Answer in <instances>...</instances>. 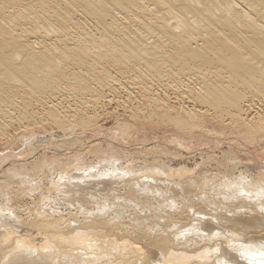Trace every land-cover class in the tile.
<instances>
[{
  "label": "bare ground",
  "instance_id": "6f19581e",
  "mask_svg": "<svg viewBox=\"0 0 264 264\" xmlns=\"http://www.w3.org/2000/svg\"><path fill=\"white\" fill-rule=\"evenodd\" d=\"M178 75L187 82L178 84ZM155 85L192 89L195 102L214 113L241 114L247 95L264 102V0H0V112L64 91L77 100L123 87L147 94ZM179 118L174 123L186 126L189 117ZM24 171L17 183L32 187L33 173ZM124 171L128 177L101 180L78 173L58 186L55 176L56 187L28 207H0V264H264L263 186L234 178L225 191L222 182L204 187L187 173Z\"/></svg>",
  "mask_w": 264,
  "mask_h": 264
},
{
  "label": "rangeland",
  "instance_id": "374dc122",
  "mask_svg": "<svg viewBox=\"0 0 264 264\" xmlns=\"http://www.w3.org/2000/svg\"><path fill=\"white\" fill-rule=\"evenodd\" d=\"M91 30L93 33L95 32L94 27ZM96 35H98L97 31ZM111 74L115 75L114 73ZM183 77L184 76L182 75L181 77L178 75L176 78V81L179 82L178 84H181L182 81V84L187 82L185 81V77ZM166 84L173 85L174 83L170 81ZM136 87L138 86H135V88ZM159 88H161V86H153L151 92L147 93L152 95H147L143 90L141 92V89L139 88H137L138 91L137 89L134 90V88L132 90L126 88V90L124 87L123 89L120 88V91L119 89L114 91L100 90L101 92L98 94L99 96H97L98 92L96 94L94 93L97 96V100L95 101H93L95 99H93V97H95L94 94L91 98L92 93L88 94L90 97L85 95L84 98L83 95L81 96L82 98L79 95L76 97L77 100H75L73 98L75 95L77 96V94H73L72 96L74 97H72L67 95L69 93H64V90H60L61 92H64L55 94L60 98H56L57 96L53 94L55 96L54 101L50 100L47 103H42L39 102L37 98L36 101L31 99L30 101L32 103H28L31 106L28 104L25 105L27 109L31 108L30 110H27L24 105H21L22 102L25 104L24 101L17 100L18 102L16 104L19 107L15 105L17 108L13 107V111H11L12 109H5L6 111L10 110L8 111L9 114L5 113L6 111H1L0 194L3 196L7 194L5 196L7 198L5 199L2 195H0V204L3 202V205H0L1 210L3 209L2 207H5L2 210L4 212L7 205H14L15 207L19 206V208L22 206V209H24L31 203L32 199L35 200L40 191L44 192L46 190V192H48L51 184H53L51 182H56V180L62 178L61 180L59 179L58 182H54L58 186L60 182L63 183L62 181L68 180L69 177L73 179L75 176L76 178L83 177V175L85 176L87 172L85 170L90 172V176H96L95 179L97 177L101 178V175L106 176V174L110 177L112 175L118 176V174L121 173V170L123 169L124 171V167H126L125 171L127 174L133 173L138 175L139 170H141L140 175L146 176L149 174L155 178H162L164 177V174H167L168 172L182 173V175L183 173H187L188 175H184L200 179L201 185H204V187L212 183L215 184L216 182H222L218 189L225 191H229L231 189V186H233L231 180L234 178H238L236 181L240 179L243 181L251 180L264 187V102L259 103L257 98H252L251 95H247L245 96L247 97L245 100L246 102L243 101L242 103L243 107L241 109V114L234 112L233 110H228V114L230 113L229 115H231L229 116L225 111L223 113V109L221 112L214 113L206 106L195 102V95L191 92L194 90L192 89L187 90L186 88L184 89V87H173L168 88V90L171 91L170 92L165 91L163 88ZM178 89L182 92L180 91L179 93ZM229 89L230 88H228V90ZM231 91L233 94L230 93ZM228 92L231 95L230 98H233L232 96L235 94L234 89L231 87ZM144 94L146 95L145 97H143ZM66 95L67 97L65 98ZM147 96L152 100L150 101L149 99L148 101ZM188 96L190 98H188ZM234 96H237V94ZM98 97H100V99H98ZM234 98L238 99L237 97ZM83 99H85V101ZM37 101L39 103H37ZM152 101H156L154 102L156 104H153ZM35 102L38 105H34ZM54 103H56L55 105L57 108L54 106ZM159 105L162 106L160 107ZM34 106H36L35 108L37 110ZM24 108V112L28 115L32 112V115H29L30 117H26L27 114L23 117ZM50 108L54 109L51 110ZM14 109L16 110L15 112ZM48 110L49 112L51 110V114L53 111V114L58 115L60 119L58 118V121H54L57 116L50 117ZM2 112H4V114ZM63 112H65V114ZM20 116H22L21 118L23 119H21ZM187 116L189 119H187ZM174 118H184L183 122L187 119L185 122L186 126H180L179 128V125L176 124L177 121ZM31 120L34 122L32 121L31 123ZM40 124L42 126H40ZM64 124L67 127H64ZM76 141H79V143ZM73 143L74 146L72 145ZM64 164L66 167L63 166ZM81 165L83 166V169ZM69 166L71 171L66 170V168L69 169ZM19 167L25 170V176L32 175L33 173V177L31 176L30 178V180L32 179L34 183V185L32 184L33 186L31 185L32 187H30L31 182L29 184L28 181L27 183L29 184V188L27 187L28 184L25 182L24 185L26 186L23 184V186L18 185L17 182L20 181L21 177H23V169L21 170ZM63 167H65V169H63ZM76 167H79V169ZM30 169L34 172L30 171ZM59 169L68 172L65 173V177L67 179L63 178L64 173L61 175L59 174ZM28 170L30 171L29 173ZM170 170L172 172H170ZM80 171H83L82 173L84 174ZM89 172H87V174H89ZM25 173H28V175ZM67 174H71V176H68ZM76 174H78L79 177ZM123 175L124 177H128L126 173H123L122 177ZM55 176L57 178L59 176V178L56 179ZM177 177L178 175L175 176L176 179ZM17 178L19 179L18 181ZM46 178H51V181ZM37 181H39L40 184L39 182L36 183ZM213 181H215V183ZM35 185H39V187ZM51 187L55 188L56 185L55 187H53V185ZM52 188L49 190L52 191ZM3 189H6V193L2 191ZM21 189L28 190L21 191ZM26 191H31V193L29 194V192ZM50 191L48 193H50ZM8 192L11 193L10 197ZM8 202L10 203L8 204ZM56 207H60V210L64 208L59 204H57ZM2 211L0 215L3 213ZM22 213L24 214L25 212ZM23 214L22 216L25 218L26 215L24 216ZM26 228L28 229V227H25L24 229ZM124 236L126 238L129 234ZM130 236L126 240L134 241L135 238L132 239V236ZM135 243L143 249L144 253H146V251L149 253V250L151 251V249H148L143 242L135 240Z\"/></svg>",
  "mask_w": 264,
  "mask_h": 264
}]
</instances>
